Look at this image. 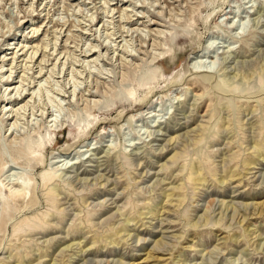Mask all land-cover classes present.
I'll return each instance as SVG.
<instances>
[{"label": "rangeland", "instance_id": "rangeland-1", "mask_svg": "<svg viewBox=\"0 0 264 264\" xmlns=\"http://www.w3.org/2000/svg\"><path fill=\"white\" fill-rule=\"evenodd\" d=\"M0 72V264H264V0H0Z\"/></svg>", "mask_w": 264, "mask_h": 264}, {"label": "bare ground", "instance_id": "bare-ground-1", "mask_svg": "<svg viewBox=\"0 0 264 264\" xmlns=\"http://www.w3.org/2000/svg\"><path fill=\"white\" fill-rule=\"evenodd\" d=\"M130 1V0H129ZM38 2H39V0H38ZM108 3L109 4H111V2L110 1H108ZM117 4V6H118V2L116 3ZM112 5H114L113 3H112ZM115 8H119V7H115ZM121 9V8H120ZM113 10V9H112ZM115 10V9H114ZM122 10V9H121ZM30 13H29V18L31 17V20H34L35 19V16H34V12H32V11H29ZM28 14V13H27ZM26 14V15H27ZM25 17H27V16H25ZM228 17V16H227ZM130 18V17H129ZM29 21L30 20H26V22L24 23V24H26V23H29ZM130 21H132V20H130ZM57 24V23H56ZM33 25V24H32ZM19 26H21L20 24H19ZM55 26V25H54ZM59 26V25H58ZM70 26V25H69ZM22 27V26H21ZM40 27V26H39ZM39 27H37V28H35V32H38V28ZM57 27V26H56ZM34 30V29H33ZM59 30V29H58ZM61 32V31H60ZM60 34V33H59ZM32 37H34V35L32 36ZM69 38V37H68ZM51 44V43H50ZM47 45V44H46ZM55 45H56V42H55ZM34 46V45H33ZM32 46V48H33V53L32 54H30L29 55V57L30 58H32V59H34L35 57H36V55H37V53L39 52V47L37 46H35V47H33ZM22 47H24V46H22ZM43 47V46H42ZM45 47V46H44ZM48 47V46H47ZM47 47H45V49L47 48ZM56 47V46H55ZM32 48H30V49H32ZM53 48V47H52ZM106 49H107V47H105ZM43 49L44 48H42V50H41V53H40V55L36 58V61L35 62H38V59L41 57V56H43L42 57V59L40 60V62L38 63V65L40 64V66H42L43 65V62L45 61V54L43 55V53H42V51H43ZM22 50V48L20 49V51ZM27 51H29V49L27 50ZM48 51V50H47ZM88 51V50H87ZM91 51H93L91 54L90 53H87L86 55H85V57H88V58H95V55L97 54V50H93V49H91ZM44 52V51H43ZM86 52V51H85ZM13 53V52H12ZM24 53H26L25 55H28L27 54V52H24ZM50 54V53H49ZM21 55V54H20ZM22 55H24L23 53H22ZM129 55V54H128ZM28 57V56H27ZM4 58H5V56H4ZM9 59V58H8ZM14 59H16L15 57H14ZM29 59V58H28ZM32 59H31V62H32ZM49 60V59H48ZM92 60V59H91ZM90 60V61H91ZM46 64H48V63H46ZM12 68H13V66H12ZM44 68V67H43ZM42 68V69H43ZM2 69H4V67H2ZM7 71H9V70H7ZM6 71V72H7ZM2 72V71H1ZM0 72V73H1ZM39 73V72H38ZM42 73V70L40 71V74ZM46 76V74H43L42 76H40L39 75V77L41 78V80H43V78ZM11 76H9L6 80H4V82H6V84H8V87L11 89V92H10V97H5V98H3V102L5 103V102H7L6 104H5V106H4V108L5 107H7L6 109H7V111L9 112L10 110H8L9 108H8V106L10 105V104H14V106H22L21 108L23 109H25V107H26V105L28 104V103H26V100H27V96L26 95H23V90L24 89H21V91L18 89V91H17V93H19V96H17L16 94V96H13V93H14V91L18 88V85H15V84H17V83H19V81L18 82H15V79H12V78H10ZM3 78H5V75H4V77ZM36 86V85H35ZM30 87V86H29ZM8 89V88H7ZM6 89V90H7ZM35 90V89H34ZM91 91V90H90ZM93 92V91H92ZM95 93V92H94ZM94 93H93V95H94ZM97 93V92H96ZM95 93V95L97 96V94ZM12 94V95H11ZM92 95V94H91ZM94 95V96H95ZM5 96V95H4ZM28 96H29V94H28ZM31 101V100H30ZM26 103L25 105H23V103ZM11 109V108H10ZM17 109V108H16ZM20 109V108H19ZM18 109V110H19ZM13 111L14 110H12V113H13ZM20 111V110H19ZM17 114H19V113H17ZM10 117H12L11 119H14V117H15V115H13V116H10ZM9 117H8V120H11ZM102 130H103V132L104 133H107L108 132V128L106 127V126H104V127H102ZM13 134V133H12ZM15 159V158H14ZM74 163H76V162H74ZM2 170L3 169H0V174H1V172H2ZM16 185H19V183L17 184L16 183ZM28 221V220H27ZM7 227V226H6Z\"/></svg>", "mask_w": 264, "mask_h": 264}]
</instances>
